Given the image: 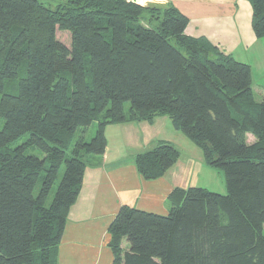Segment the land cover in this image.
<instances>
[{"label": "trees", "instance_id": "16d2710c", "mask_svg": "<svg viewBox=\"0 0 264 264\" xmlns=\"http://www.w3.org/2000/svg\"><path fill=\"white\" fill-rule=\"evenodd\" d=\"M246 1L263 39L264 0ZM187 24L173 7L128 0H0V264H56L106 126L157 117L223 173L226 194L174 189L164 216L122 206L108 228L112 264H264V88ZM93 122L86 141L78 131ZM178 158L162 143L135 165L156 180Z\"/></svg>", "mask_w": 264, "mask_h": 264}, {"label": "crops", "instance_id": "0c3cea01", "mask_svg": "<svg viewBox=\"0 0 264 264\" xmlns=\"http://www.w3.org/2000/svg\"><path fill=\"white\" fill-rule=\"evenodd\" d=\"M136 4L173 7L188 19L187 37L205 39L249 65L253 91L260 93L264 88V38L253 34L251 7L246 0H137ZM104 134V153L85 160L81 189L69 209L56 264H112L108 228L122 206L164 216L170 210L168 196L174 189L219 188L210 181V174L219 177V171L213 172L204 163L200 150L175 130L167 117H157L151 123L108 125ZM162 143L175 147L179 158L161 178L145 180L137 171L135 157ZM220 188L213 192L223 194ZM124 245L123 240L125 251L128 247Z\"/></svg>", "mask_w": 264, "mask_h": 264}, {"label": "rangeland", "instance_id": "374dc122", "mask_svg": "<svg viewBox=\"0 0 264 264\" xmlns=\"http://www.w3.org/2000/svg\"><path fill=\"white\" fill-rule=\"evenodd\" d=\"M59 40L60 41H62V42H64V43H66V44H68L67 42H68V37L67 36H65V35H63V34H59ZM264 81V80H263ZM264 83V82H263ZM255 100L256 101H258L259 100V98H258V96H257V94H255ZM128 108H129V105L128 104H125L124 105V109H125V111H127L128 110ZM2 126H3V122H2V120L0 119V129L2 128ZM96 126H97V123L96 122H93L89 127H87L86 129H81L80 131H78V134H80L81 132H83V135H84V137H85V140L86 141H89L93 136H94V133H95V130H96ZM24 139L25 138H22V139H20L18 142H15V143H13L12 145H10L11 147H15V146H17V145H20L23 141H24ZM247 142H248V144H252L253 142H254V139H253V137H251V136H249L248 138H247ZM28 154H32V155H36V156H38V157H41V154H40V152H38L37 150H28ZM213 172L215 171V172H218L220 175H219V177L215 174V173H211L210 174V181H211V183H213V184H215V185H219V188H215V186H211V191L213 192V191H216V189L218 190V189H221L220 188V186L222 187V193H223V195H225L226 194V185H225V179H224V176H223V173L220 171V170H218V171H216L217 169H211ZM208 178H209V176H208ZM218 187V186H217ZM56 188H57V184L56 185H54V187H53V190H52V192H51V195H53L54 194V192L56 191ZM210 191V190H209ZM220 191V190H219ZM215 193H217V192H215ZM263 234H264V226H263ZM124 242H125V247H128V245H127V243H126V241L124 240Z\"/></svg>", "mask_w": 264, "mask_h": 264}, {"label": "water", "instance_id": "95a60500", "mask_svg": "<svg viewBox=\"0 0 264 264\" xmlns=\"http://www.w3.org/2000/svg\"><path fill=\"white\" fill-rule=\"evenodd\" d=\"M137 0H132L133 3H136Z\"/></svg>", "mask_w": 264, "mask_h": 264}]
</instances>
